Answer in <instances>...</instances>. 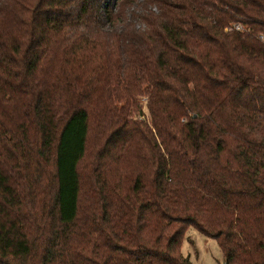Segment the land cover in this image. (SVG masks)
Here are the masks:
<instances>
[{"label":"trees","instance_id":"obj_1","mask_svg":"<svg viewBox=\"0 0 264 264\" xmlns=\"http://www.w3.org/2000/svg\"><path fill=\"white\" fill-rule=\"evenodd\" d=\"M191 227L264 264V0H0V264H191Z\"/></svg>","mask_w":264,"mask_h":264},{"label":"rangeland","instance_id":"obj_2","mask_svg":"<svg viewBox=\"0 0 264 264\" xmlns=\"http://www.w3.org/2000/svg\"><path fill=\"white\" fill-rule=\"evenodd\" d=\"M237 24H233L227 29L231 32ZM241 31H245L242 26H239ZM236 30V29H235ZM145 119L149 120V112L147 103L142 104ZM182 252L185 257H190L193 264H218L223 260V254L217 241L206 238L199 233L195 228L191 227L184 239Z\"/></svg>","mask_w":264,"mask_h":264},{"label":"crops","instance_id":"obj_3","mask_svg":"<svg viewBox=\"0 0 264 264\" xmlns=\"http://www.w3.org/2000/svg\"><path fill=\"white\" fill-rule=\"evenodd\" d=\"M188 258H189V260H190L191 264H193V263H192V261H191V258H190V257H188ZM218 264H225V259H224V256H223V260H222L221 262H218Z\"/></svg>","mask_w":264,"mask_h":264},{"label":"built area","instance_id":"obj_4","mask_svg":"<svg viewBox=\"0 0 264 264\" xmlns=\"http://www.w3.org/2000/svg\"><path fill=\"white\" fill-rule=\"evenodd\" d=\"M235 29H236L237 31H240V30H241V28H240L239 26H235Z\"/></svg>","mask_w":264,"mask_h":264}]
</instances>
